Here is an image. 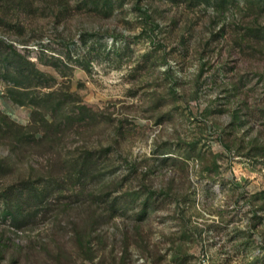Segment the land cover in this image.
<instances>
[{
	"label": "rangeland",
	"instance_id": "374dc122",
	"mask_svg": "<svg viewBox=\"0 0 264 264\" xmlns=\"http://www.w3.org/2000/svg\"><path fill=\"white\" fill-rule=\"evenodd\" d=\"M0 100V264H264V0H0Z\"/></svg>",
	"mask_w": 264,
	"mask_h": 264
},
{
	"label": "built area",
	"instance_id": "2783aa9c",
	"mask_svg": "<svg viewBox=\"0 0 264 264\" xmlns=\"http://www.w3.org/2000/svg\"><path fill=\"white\" fill-rule=\"evenodd\" d=\"M209 263H210L209 257L208 256H202V258L198 264H209Z\"/></svg>",
	"mask_w": 264,
	"mask_h": 264
},
{
	"label": "trees",
	"instance_id": "16d2710c",
	"mask_svg": "<svg viewBox=\"0 0 264 264\" xmlns=\"http://www.w3.org/2000/svg\"><path fill=\"white\" fill-rule=\"evenodd\" d=\"M35 106V105H34ZM37 114V112L34 114V115H36Z\"/></svg>",
	"mask_w": 264,
	"mask_h": 264
},
{
	"label": "crops",
	"instance_id": "0c3cea01",
	"mask_svg": "<svg viewBox=\"0 0 264 264\" xmlns=\"http://www.w3.org/2000/svg\"><path fill=\"white\" fill-rule=\"evenodd\" d=\"M0 102H2V100H0Z\"/></svg>",
	"mask_w": 264,
	"mask_h": 264
}]
</instances>
